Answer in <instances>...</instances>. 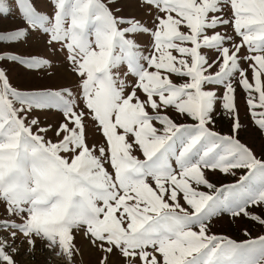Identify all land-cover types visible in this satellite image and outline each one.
I'll use <instances>...</instances> for the list:
<instances>
[{
    "label": "snow or ice",
    "instance_id": "1",
    "mask_svg": "<svg viewBox=\"0 0 264 264\" xmlns=\"http://www.w3.org/2000/svg\"><path fill=\"white\" fill-rule=\"evenodd\" d=\"M254 227L264 0H0V264H264Z\"/></svg>",
    "mask_w": 264,
    "mask_h": 264
},
{
    "label": "rangeland",
    "instance_id": "2",
    "mask_svg": "<svg viewBox=\"0 0 264 264\" xmlns=\"http://www.w3.org/2000/svg\"><path fill=\"white\" fill-rule=\"evenodd\" d=\"M5 23H7V21H5ZM9 75L13 77L14 83L17 80L23 79V76L19 71H12L9 73ZM48 119L51 122L54 117L50 115ZM217 127H219V125ZM212 231L216 234L228 235L237 239L240 238L238 229L235 226H229L228 224L217 225ZM252 232L254 236L257 234H264V229L254 227ZM77 242H80L79 239ZM23 264H66V260L64 257L57 256L50 252L37 251L35 254V259L25 257L23 258ZM77 264H92V258L89 257L87 251L84 252L82 260L80 258L77 259Z\"/></svg>",
    "mask_w": 264,
    "mask_h": 264
}]
</instances>
